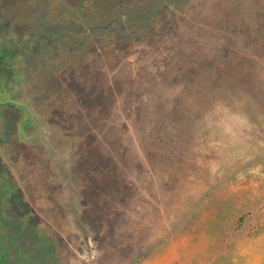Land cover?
I'll use <instances>...</instances> for the list:
<instances>
[{
    "label": "rangeland",
    "instance_id": "374dc122",
    "mask_svg": "<svg viewBox=\"0 0 264 264\" xmlns=\"http://www.w3.org/2000/svg\"><path fill=\"white\" fill-rule=\"evenodd\" d=\"M161 1L125 5L151 21L186 0ZM121 7L82 10L92 29L123 34ZM35 10L21 22L60 32L67 47L65 33L79 30L70 12L51 23L59 5ZM16 11L6 0L0 18ZM184 12L174 36L126 47L101 78L115 125L97 137L99 190L80 194L76 165L53 197L35 183L28 146L0 147L11 165L0 158V264H264L253 259L264 245V0H199Z\"/></svg>",
    "mask_w": 264,
    "mask_h": 264
},
{
    "label": "flooded vegetation",
    "instance_id": "af4514ba",
    "mask_svg": "<svg viewBox=\"0 0 264 264\" xmlns=\"http://www.w3.org/2000/svg\"><path fill=\"white\" fill-rule=\"evenodd\" d=\"M11 1L17 7L13 18H0L3 24L0 32V147L15 151L21 144L24 150L28 146L32 152L31 167L35 170L32 175L35 177L36 172L38 178L34 181L40 188L42 181L49 183L46 187L53 191V197L55 193L60 194L62 188L68 191L69 180L62 175L63 167H67L71 178L70 170L76 165L82 166L81 171L73 173L76 188L80 194L94 193L99 190V183L93 182L100 162L95 149L98 133L104 129L111 137L115 125L111 122L115 117L113 102L109 101L112 90H106L105 96H101V78L107 72L116 74L113 65L116 57L134 43L174 36L184 10L199 0L166 4L167 9L156 11L151 21L129 9L126 0H118L122 2L120 21L126 26L131 19L130 23L134 24L131 29L122 25L123 34L111 29H92L82 10L84 4L104 5L113 0ZM4 2L6 0H0V5ZM53 5H59L60 10L53 11L51 23L55 19L62 21L63 12L67 11L79 25L78 31L65 33L67 47L59 40L60 32L59 35L43 30L37 32L21 22L22 13L35 15L36 8ZM38 34L49 38L42 43L43 38L38 39ZM119 78L116 77V82ZM1 151L0 158L5 162ZM5 163L11 167L9 161ZM91 201L94 203L95 199Z\"/></svg>",
    "mask_w": 264,
    "mask_h": 264
},
{
    "label": "trees",
    "instance_id": "16d2710c",
    "mask_svg": "<svg viewBox=\"0 0 264 264\" xmlns=\"http://www.w3.org/2000/svg\"><path fill=\"white\" fill-rule=\"evenodd\" d=\"M264 93V92H263ZM261 110H263V109H261ZM264 112V111H263ZM258 126L261 128V127H263V129H264V115L263 114H261V113H259V116H258ZM262 129V128H261ZM260 129V130H261ZM262 133V137L264 136L263 134H264V132H261ZM260 156H262V155H260ZM262 160H264V158H262ZM263 162V163H262ZM262 162H260V163H258V164H260L261 166H263V169H264V161H262ZM245 221V219L243 218V219H241V223H240V225H242L243 224V222Z\"/></svg>",
    "mask_w": 264,
    "mask_h": 264
},
{
    "label": "crops",
    "instance_id": "0c3cea01",
    "mask_svg": "<svg viewBox=\"0 0 264 264\" xmlns=\"http://www.w3.org/2000/svg\"><path fill=\"white\" fill-rule=\"evenodd\" d=\"M260 244H264V243H260ZM264 248V245H260V248L258 249V251L256 252V255H253V259H264V252L261 250V248Z\"/></svg>",
    "mask_w": 264,
    "mask_h": 264
}]
</instances>
